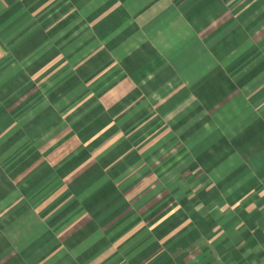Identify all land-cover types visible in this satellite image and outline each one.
<instances>
[{"label":"rangeland","instance_id":"obj_1","mask_svg":"<svg viewBox=\"0 0 264 264\" xmlns=\"http://www.w3.org/2000/svg\"><path fill=\"white\" fill-rule=\"evenodd\" d=\"M146 4L92 0L84 11L90 18L77 7L71 18L54 17L49 10L53 1L42 9L45 15H33L23 28L18 25L23 18L9 22L0 17V200L11 192L17 202L28 193L29 202L39 203L58 191L55 203L72 200L75 206L85 199H66L64 176L91 158L99 166L131 168L130 182L155 175L148 194L153 207L145 215L154 223L146 232L166 239H157L155 247L165 245L178 256L209 247L215 235H233L235 251H259L264 247V48L248 50L234 76L218 83L224 96L194 100L162 95L182 85L173 69H184L183 60L170 55L173 50L168 48V57L161 59L167 72L160 77L165 81L152 82L154 88L147 92L144 75L139 91H128L106 107L101 96L129 76L135 52L143 54L140 58L146 55L150 34L131 27ZM116 16L124 26L97 32L99 23L112 25ZM137 41L140 48L134 52ZM188 50L193 58L186 60V77L194 79L195 56L201 57L207 48L192 40ZM203 58L210 61L209 55ZM192 87L188 80V93ZM186 99L181 112L170 113ZM57 134V143L67 135H78L83 142L50 176V168L44 163L41 167L38 160L50 152ZM36 170H43L42 181ZM40 184L48 190L35 199ZM26 227L24 221L12 222L11 241H0V250L8 246L11 257H0V264H79V257L60 256L66 249L56 242L55 226H44L55 230L40 238L22 232L33 229Z\"/></svg>","mask_w":264,"mask_h":264},{"label":"crops","instance_id":"obj_2","mask_svg":"<svg viewBox=\"0 0 264 264\" xmlns=\"http://www.w3.org/2000/svg\"><path fill=\"white\" fill-rule=\"evenodd\" d=\"M53 1L54 7L52 6L49 10L54 17L71 18L76 16L74 12L76 7L84 17L89 16V12L84 13L88 10L85 4L92 2V0H0V17L9 19V22L23 18L18 22L20 28H23L33 15L38 13L40 16L45 15L43 11L47 9L44 6ZM132 1L147 3L131 21L133 29L150 34L147 36L149 43L144 55L146 58L144 56L140 58L141 53L135 52L140 48V43L137 41V45H132V50L137 56L133 54L129 76L101 96L106 107L113 106L128 91L130 93L139 91V83L145 81L144 75L148 76L147 92L154 88L152 82L165 81L163 77H160L167 72L162 68L166 65L161 59L168 57L166 52L168 48L173 50L170 51V55L177 56L180 61L183 60L184 69H173L182 85H179L178 93L176 91L173 94L162 95L168 98L186 97L191 100L224 96V90H218V83L223 81L225 76L234 74L239 64H244L239 60L245 58L248 50L252 47L264 48V0ZM252 18L256 21H252ZM118 20L116 16V21L112 25L104 21L99 23V27L102 28H99L97 32L110 33L107 32L108 28L124 24L121 17V22ZM24 22L25 25H23ZM192 40L203 44L207 50L201 57L195 56L196 68L193 73L196 77L187 79L186 60L193 58L191 54H188L190 50H188V43ZM118 47L123 48L122 45ZM208 55L210 61L207 63L203 56ZM198 58L201 60L200 63ZM188 80L191 84L193 82L192 93L186 90ZM226 80L229 81V79ZM187 99L170 113L181 112V108L188 104ZM57 137L58 134L54 137L50 152L38 160L42 163L41 167L44 163L50 168V176H53L54 167L60 166L79 152L83 142L78 135H67L60 143H57L59 139L55 140ZM124 161L130 163L127 159ZM93 162L89 158L64 176L67 185L61 189L67 190L66 199L69 195H72L75 200L81 197L82 200L85 199V201L79 200L80 203L76 201L75 206L72 200L63 205L59 202L55 203L54 196L58 194V191L39 203L29 202L28 193H24L25 196L19 197V200L14 202L11 192L7 193L0 200V241H11L10 226L15 220L24 221L25 226L33 227L32 230L23 229L22 232L26 230L27 233L39 238L44 232L54 233L55 229L52 227L55 226L58 231L56 242L66 249V253L62 252L60 256H67L70 259L79 257V264H264V247L259 251L253 247L235 251L230 243V241L235 242L233 235L221 237L215 235L210 240L212 242L210 248L198 245L199 247L193 251H186L178 256H175L177 252L172 254L171 249L165 250V245L164 248L155 247L157 239L159 242L166 240L164 236L157 238L155 234L146 232V227L154 223L153 218L148 219L145 215L153 207L154 199H150L148 194L155 175H150V178L145 177L142 181L132 179L130 182L128 175L131 174H129L131 168L119 166L117 169L116 167L111 169L106 164L99 166ZM71 165L74 166L72 163ZM56 171L58 170L54 171V175ZM33 172L40 181L45 177L43 170ZM113 176L118 178L116 183L107 180L112 179ZM19 190H22L21 186ZM34 190L35 199L42 198L48 187L40 184ZM142 200L145 201L141 202ZM60 219L62 222H59ZM47 225L52 227L43 229ZM262 237L264 241V235L260 236ZM225 240L227 245L224 243ZM0 254L1 258L11 257L10 249L5 245L0 250ZM60 256L57 254V257Z\"/></svg>","mask_w":264,"mask_h":264}]
</instances>
